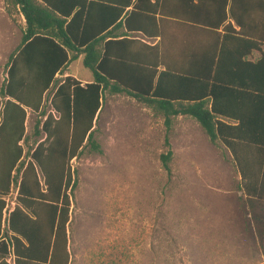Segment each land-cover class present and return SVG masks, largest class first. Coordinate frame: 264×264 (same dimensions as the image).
Listing matches in <instances>:
<instances>
[{
    "label": "trees",
    "instance_id": "1",
    "mask_svg": "<svg viewBox=\"0 0 264 264\" xmlns=\"http://www.w3.org/2000/svg\"><path fill=\"white\" fill-rule=\"evenodd\" d=\"M6 1L19 10L25 27L21 43L8 63V79L0 89V264H6L12 246L17 264H69L68 225L78 184L70 161L83 154L88 145L100 152V145L94 140V124L105 94H126L164 120L167 150L160 159L165 171L171 173L173 151L169 131L177 117L195 120L213 145L222 141L217 96L209 81L215 80L219 67L217 30L228 17L239 20L233 0H207L212 7L207 19L200 17L206 0H178L174 14L169 12V0H137L127 17L126 8L131 0H125L124 5L121 0ZM184 10L188 15L182 14ZM170 16L202 24L216 35L214 51L211 56L207 53L206 63L187 68L186 43L179 49L181 63H171L165 59L161 42L151 47L114 35L123 18L127 28H136L146 36L162 34V23ZM135 19L140 22L132 26ZM153 27L159 32H152ZM134 45L143 49L139 60L125 58L115 50ZM82 55L93 80L83 84L72 75L63 77L52 97L58 116L48 115L35 126L34 136L50 131L60 148L35 141L26 152L25 144L30 140L26 134L28 110L46 115V93L54 86L57 75H64L68 66ZM153 56L157 58L155 62L150 59ZM11 82L17 90L11 88ZM36 167L44 175V189L36 176L31 177L36 174ZM17 173H23L18 205L4 229L5 201L1 197L18 182ZM39 247L43 252H39Z\"/></svg>",
    "mask_w": 264,
    "mask_h": 264
},
{
    "label": "rangeland",
    "instance_id": "2",
    "mask_svg": "<svg viewBox=\"0 0 264 264\" xmlns=\"http://www.w3.org/2000/svg\"><path fill=\"white\" fill-rule=\"evenodd\" d=\"M24 27L19 10L0 0V89ZM69 71L83 79L93 76L82 58L72 62ZM65 75H57L46 93L45 116L28 110L26 152L35 141L60 148L50 131L34 133L38 121L58 116L52 97ZM11 88L17 90V85L11 82ZM94 128L100 152L88 145L70 161L78 184L68 225L69 264H217L216 224L203 219L215 221L217 184L232 177L217 175L222 161L202 127L192 118H176L169 131V174L160 159L167 150L166 125L144 103L107 92ZM35 176L44 189L39 167L32 179Z\"/></svg>",
    "mask_w": 264,
    "mask_h": 264
},
{
    "label": "crops",
    "instance_id": "3",
    "mask_svg": "<svg viewBox=\"0 0 264 264\" xmlns=\"http://www.w3.org/2000/svg\"><path fill=\"white\" fill-rule=\"evenodd\" d=\"M124 2L121 0L122 5ZM136 3L131 0L126 17ZM178 4V0L168 1L171 14ZM211 9L206 0L201 19H207ZM233 9L239 22L228 17L218 28L219 67L214 82L209 81L217 96L221 139L228 143L226 146L221 140L216 142L217 158L222 161L217 175L232 179L218 182L215 221L208 217L203 223L216 224L217 264H264V0H233ZM182 14L188 15L186 10ZM124 20L122 26L114 29L118 39L128 37L151 47L161 42L165 59L171 63H181L179 49L185 43L189 48L184 61L189 69L206 63V56L214 51L217 37L202 24L170 16L162 23V34L146 36L136 28H127ZM132 22V26H137L140 20ZM152 32L159 31L153 27ZM115 50L135 60L143 53L139 45ZM79 58L83 59V55ZM150 59L157 60L155 56ZM70 65L65 76L72 75L83 84L93 80V76L83 79L70 73Z\"/></svg>",
    "mask_w": 264,
    "mask_h": 264
},
{
    "label": "built area",
    "instance_id": "4",
    "mask_svg": "<svg viewBox=\"0 0 264 264\" xmlns=\"http://www.w3.org/2000/svg\"><path fill=\"white\" fill-rule=\"evenodd\" d=\"M21 181H22V174L20 175L18 182L12 185L11 191L7 195L1 197V199L5 201V207L2 212L3 227H5V224H7V227L9 226L11 215L15 211L18 205V196H19ZM5 262L6 264H17V256L14 251V246L9 248V253L5 259Z\"/></svg>",
    "mask_w": 264,
    "mask_h": 264
},
{
    "label": "bare ground",
    "instance_id": "5",
    "mask_svg": "<svg viewBox=\"0 0 264 264\" xmlns=\"http://www.w3.org/2000/svg\"><path fill=\"white\" fill-rule=\"evenodd\" d=\"M1 33V32H0ZM1 35V34H0ZM1 37V36H0ZM0 42H1V38H0Z\"/></svg>",
    "mask_w": 264,
    "mask_h": 264
}]
</instances>
